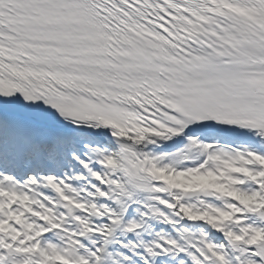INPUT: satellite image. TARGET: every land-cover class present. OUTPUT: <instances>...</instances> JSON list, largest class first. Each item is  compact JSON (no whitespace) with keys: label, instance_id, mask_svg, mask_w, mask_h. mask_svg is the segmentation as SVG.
<instances>
[{"label":"snow or ice","instance_id":"snow-or-ice-1","mask_svg":"<svg viewBox=\"0 0 264 264\" xmlns=\"http://www.w3.org/2000/svg\"><path fill=\"white\" fill-rule=\"evenodd\" d=\"M0 264H264V0H0Z\"/></svg>","mask_w":264,"mask_h":264}]
</instances>
